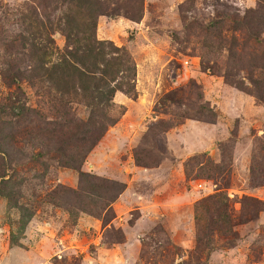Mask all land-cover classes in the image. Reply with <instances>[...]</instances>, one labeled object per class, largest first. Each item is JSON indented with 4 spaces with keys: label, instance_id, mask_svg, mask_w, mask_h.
<instances>
[{
    "label": "rangeland",
    "instance_id": "1",
    "mask_svg": "<svg viewBox=\"0 0 264 264\" xmlns=\"http://www.w3.org/2000/svg\"><path fill=\"white\" fill-rule=\"evenodd\" d=\"M139 1L97 18L136 98L115 93L75 169L61 118L9 78L27 17L59 11L0 0V264H264V0Z\"/></svg>",
    "mask_w": 264,
    "mask_h": 264
},
{
    "label": "trees",
    "instance_id": "2",
    "mask_svg": "<svg viewBox=\"0 0 264 264\" xmlns=\"http://www.w3.org/2000/svg\"><path fill=\"white\" fill-rule=\"evenodd\" d=\"M50 2L52 7L49 4H43V7H51L52 13L59 11V14L52 18L39 13L27 17L24 24L27 34L20 36V54L28 66L17 73L10 71L9 78L17 83L26 82L41 98V103L61 118L56 124L57 131L62 135L67 133V144H76L66 148L68 165L76 169L79 158L124 113V108L116 107L113 102L115 93L119 91L136 98L135 65L124 48L96 36L98 16L117 15L118 3L111 0ZM134 10L136 12L126 10L124 13L136 18L140 10L139 0H136ZM55 32L65 40L62 49L53 40ZM260 68L263 73L264 65ZM249 81L253 86L260 84L250 77ZM162 98L164 104L171 95ZM74 105L86 110L85 119L75 120ZM27 110L33 111L32 108Z\"/></svg>",
    "mask_w": 264,
    "mask_h": 264
}]
</instances>
